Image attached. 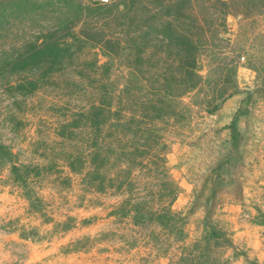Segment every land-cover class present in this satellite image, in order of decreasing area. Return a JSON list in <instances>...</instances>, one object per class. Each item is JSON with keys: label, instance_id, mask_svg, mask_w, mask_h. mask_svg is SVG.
<instances>
[{"label": "rangeland", "instance_id": "obj_1", "mask_svg": "<svg viewBox=\"0 0 264 264\" xmlns=\"http://www.w3.org/2000/svg\"><path fill=\"white\" fill-rule=\"evenodd\" d=\"M52 1L6 10L0 0V145L12 154L0 156V264H264V0H191L192 17L179 20V31L187 34L193 21L202 27L193 33L202 39L201 78L159 118L146 105L159 83L135 77L132 52L109 56L95 42L32 93L6 84L37 78L29 67L5 77L4 65L74 18ZM77 1L85 13L93 7ZM176 1L150 3L154 23L177 24ZM119 11L126 14L125 5L113 15ZM99 18L73 28L135 35L129 20ZM109 90L113 114L97 136L77 114ZM238 112L240 145L218 174L233 151L228 125ZM97 149L104 157L93 164ZM80 156L87 163L74 171L69 163ZM13 165L29 168L27 188ZM138 204L173 220L135 224Z\"/></svg>", "mask_w": 264, "mask_h": 264}, {"label": "trees", "instance_id": "obj_2", "mask_svg": "<svg viewBox=\"0 0 264 264\" xmlns=\"http://www.w3.org/2000/svg\"><path fill=\"white\" fill-rule=\"evenodd\" d=\"M156 0H120L119 2L106 5L98 6L92 5L89 13H85V8L82 3L77 0H59L54 5L62 3V8H68L73 11V19L67 20L60 28L52 31H48L47 35L43 38L42 43L33 44L25 52L17 55L11 61L4 65L3 71L5 77L9 74H18L22 71V68H30V71L38 74L36 77H24L16 81L13 85L6 79V84H9L12 89H17L23 94H29L38 89L39 81L44 80L52 74H56L58 70L63 67L66 60L76 57L77 52L82 50V45L86 42H95V46L102 47L106 54L109 56L119 57L124 53H130L131 58L134 60V70L137 71V76H142L150 84L153 82L159 83L158 86L151 85V97L146 98V105L149 109L156 111L158 118L167 110L163 105L170 103L169 99L178 98L185 89L195 88L197 82L200 80V52L202 46V39L195 36L194 30L199 29L202 31V27L193 21L189 28L186 30L187 34L180 32V22L183 17H192L191 10L188 6H191V0H177L172 8L173 14H176V20L178 23L175 24L172 21H168L165 24L154 23L153 18L156 16L150 9V3H154ZM53 5L52 0H45L43 3H39L38 0H7L5 4L6 10L14 6L15 9H22L31 5ZM1 5V4H0ZM125 5V11H119L120 15L114 16L112 11L119 10L120 6ZM9 7V8H8ZM144 9V11H142ZM189 10V14L187 11ZM142 11V12H141ZM149 12L151 15L148 20L144 21L139 18L140 14ZM62 13V11H59ZM171 12V11H170ZM190 15V16H188ZM108 16V17H106ZM68 18V16H66ZM113 20L115 23L120 25L118 20L125 19L130 21V26L136 24L135 29L132 31V35L127 36L124 40L122 37L117 35H106L103 32L95 33V36L89 34L84 30L76 32L73 28L80 21L87 22V19L98 18ZM191 19V18H190ZM121 25H123L121 23ZM92 27V26H91ZM138 29V30H137ZM90 30V29H89ZM159 36H162L161 38ZM203 37V34H201ZM199 36V37H201ZM159 52H165L161 58L158 57ZM159 59V60H158ZM156 70L155 73L153 71ZM237 73V70L234 71ZM157 78V81L155 80ZM156 96L158 99H156ZM155 97V98H154ZM114 97L110 94V90L107 92L103 101L94 103L89 110L83 111L77 114L80 122H85L88 126L97 132V136H101L104 132V126L111 120L113 114L112 99ZM154 98V99H153ZM218 108L211 110L210 112L217 111ZM147 119H152V115H147ZM241 113L232 119L228 128L231 133V140L233 142V151L230 152L228 157L218 165L215 169L218 174L223 168L230 166L232 167V160L236 150L240 145V138L242 133L239 127V121ZM64 130L70 129V126L64 125ZM71 134V133H70ZM64 133L65 136L70 135ZM0 156L10 158L12 154L6 149L5 146L0 145ZM104 154L101 149H97L94 154L90 156V162L97 164L102 162ZM70 161V168L74 171L83 170L87 160L80 156L76 160ZM78 163V165H76ZM104 164V162H103ZM102 164V165H103ZM97 165V169H98ZM11 172L15 179L20 183L21 186L27 188V182L29 181V168L24 166L13 165ZM97 176H101L99 171L94 173ZM90 175H93L90 172ZM218 178V177H217ZM101 186L105 185L108 180L107 177L102 178ZM128 179V178H127ZM128 180L124 181L121 185L127 183ZM220 181H217V184ZM113 183V182H111ZM222 185V182L219 183ZM114 185V184H111ZM105 187L103 186L102 190ZM217 187L212 189V193L215 194ZM28 200L32 202V196L27 195ZM131 205L128 204L127 208ZM135 206V207H134ZM135 208V215L133 216L135 224H146L150 221H158L164 218L171 220V212H167L166 215H160L147 209L146 205L138 204L133 205ZM173 220V219H172ZM215 231H211L210 238H214Z\"/></svg>", "mask_w": 264, "mask_h": 264}, {"label": "built area", "instance_id": "obj_3", "mask_svg": "<svg viewBox=\"0 0 264 264\" xmlns=\"http://www.w3.org/2000/svg\"><path fill=\"white\" fill-rule=\"evenodd\" d=\"M86 1L90 2L93 5H98V6L112 5L119 2V0H86ZM242 60L244 61L245 58H242Z\"/></svg>", "mask_w": 264, "mask_h": 264}]
</instances>
